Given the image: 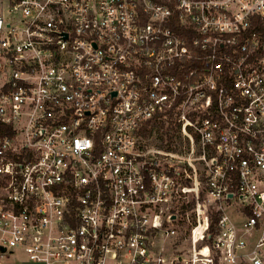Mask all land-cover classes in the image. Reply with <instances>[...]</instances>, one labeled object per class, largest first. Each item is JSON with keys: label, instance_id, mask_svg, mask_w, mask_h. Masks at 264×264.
Returning <instances> with one entry per match:
<instances>
[{"label": "built area", "instance_id": "1", "mask_svg": "<svg viewBox=\"0 0 264 264\" xmlns=\"http://www.w3.org/2000/svg\"><path fill=\"white\" fill-rule=\"evenodd\" d=\"M0 124V264H264V0H0Z\"/></svg>", "mask_w": 264, "mask_h": 264}, {"label": "trees", "instance_id": "2", "mask_svg": "<svg viewBox=\"0 0 264 264\" xmlns=\"http://www.w3.org/2000/svg\"><path fill=\"white\" fill-rule=\"evenodd\" d=\"M1 125V127H5L4 125L2 126V124H0ZM144 134L145 135H148V134H150V132H151V130H147L146 128H144ZM167 135V134H166ZM167 137L169 138V135H167Z\"/></svg>", "mask_w": 264, "mask_h": 264}, {"label": "rangeland", "instance_id": "3", "mask_svg": "<svg viewBox=\"0 0 264 264\" xmlns=\"http://www.w3.org/2000/svg\"><path fill=\"white\" fill-rule=\"evenodd\" d=\"M12 264H18V263H17V260L14 259V261L12 262Z\"/></svg>", "mask_w": 264, "mask_h": 264}]
</instances>
